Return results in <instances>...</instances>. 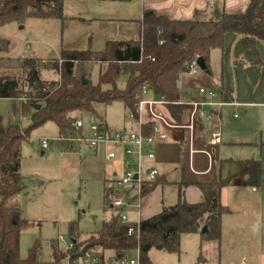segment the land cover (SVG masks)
I'll use <instances>...</instances> for the list:
<instances>
[{
  "label": "trees",
  "instance_id": "16d2710c",
  "mask_svg": "<svg viewBox=\"0 0 264 264\" xmlns=\"http://www.w3.org/2000/svg\"><path fill=\"white\" fill-rule=\"evenodd\" d=\"M207 13L208 10H197L190 20H173L145 10L140 40L109 41L103 51L63 49L54 64L58 79H43L42 63L37 58L23 59L21 88L14 76L0 77V98L17 99L25 95L31 106H40L33 108L32 124L25 129L19 125L3 126L0 118V264H63L66 258L58 239L50 241L53 260H40L37 243L28 257L20 255L21 233L30 226L20 207L25 189L22 146L32 129L54 122L60 137L74 135L73 123L80 114L101 119L98 105L106 108L115 101L122 102L129 114L134 115L145 87L170 102L181 97L187 99L188 95L179 87L182 71L195 58L202 57L207 66L204 71L209 72L211 52L224 48L228 34L244 37L245 48L255 54V63L264 71L257 48V40L264 41V0H250L243 13H228L222 7L210 15ZM31 18L64 21V0H0V28L11 23L24 25ZM5 51L6 44L0 37V61ZM60 60H63L61 67ZM92 62L100 63L95 81L85 68ZM123 77L126 83L121 87ZM188 108L171 103L168 112L172 120L182 122ZM162 181L148 183L144 194L167 183ZM194 184L202 192V201L189 203L180 189L176 206L164 208L143 221L140 257L144 264L150 263L152 250L179 253L183 234L201 233L207 240L221 238L222 217L230 211L221 201L225 186L221 162L213 164L209 181ZM69 236L75 245L73 257L93 249L122 259L137 247L136 238L126 236L117 215L105 221L102 229L90 234L84 243L77 245L82 237L77 222L70 223Z\"/></svg>",
  "mask_w": 264,
  "mask_h": 264
},
{
  "label": "rangeland",
  "instance_id": "374dc122",
  "mask_svg": "<svg viewBox=\"0 0 264 264\" xmlns=\"http://www.w3.org/2000/svg\"><path fill=\"white\" fill-rule=\"evenodd\" d=\"M136 2V0H64V15L69 18L67 22L31 18L24 25L11 23L1 27L0 36L11 43V47L5 51L4 59L0 61V77L14 76L21 88L24 58L45 59L47 62L42 66L51 68L60 57L63 46L80 43L78 41L80 33L77 34L75 28L77 23L70 18L99 17L110 9L123 10L130 3ZM219 8L221 9L219 5L212 6L207 14L210 15ZM98 64L92 62L85 65L93 81L98 78ZM43 72L49 81L54 76L60 78L58 72L46 74ZM125 83L126 77H123L119 84L123 87ZM97 109L101 119L89 114L83 116L80 114L78 117L84 123L82 142L60 139L58 126L54 122H47L32 129L29 139L23 143L21 174L25 189L20 196V207L22 217L30 226L21 233L22 258L28 257L30 249L37 243L41 249L40 260H50L52 257L50 241L56 240L59 234H63L67 240H72L69 236L71 222H77L82 233L78 245L84 243L90 234L100 231L103 223L119 212L110 206L105 193V181L115 177V173L117 176L122 175V162L120 159L108 162L102 147L95 151L85 140L91 137L90 127L93 124L104 123L115 130L131 129L130 114L120 101H115L106 108L98 105ZM33 112L34 109L28 101L0 98V118L3 126L19 125L24 129L28 128L32 124ZM223 114L221 128L224 142L217 147V151L223 161L222 177L225 183L223 191L229 196L235 192L233 184L240 181L245 173L250 172L253 181L263 180L264 110L249 108V113L246 114L241 109L237 120L231 118L228 109H225ZM42 139L49 140L48 148L42 147ZM184 171L183 167H178L170 175V180L180 181L184 177ZM179 184L173 185L169 181L151 193L147 201L150 202V212H160L162 202L166 206L176 204L180 189L188 201L197 200L199 191L186 187L191 182ZM60 249L63 252V244H60ZM99 251L109 255L106 251ZM136 256V250L129 252L130 258Z\"/></svg>",
  "mask_w": 264,
  "mask_h": 264
},
{
  "label": "crops",
  "instance_id": "0c3cea01",
  "mask_svg": "<svg viewBox=\"0 0 264 264\" xmlns=\"http://www.w3.org/2000/svg\"><path fill=\"white\" fill-rule=\"evenodd\" d=\"M136 1L135 4L130 3L123 10L110 9L99 17L70 18L77 23L75 28L77 34L80 33L78 38L80 43L66 44L65 47H62V50H86L91 48L94 51H103L109 41H138L142 38V20L145 10H153L157 15L167 16L173 20H190L197 10H208L216 5H219L228 13H243L250 0ZM67 19L69 18L66 17V22ZM65 31L67 30L65 29ZM2 39L6 43V51L9 50L11 43L9 44L4 38ZM257 48L260 59L264 64V41L257 40ZM39 60L42 64L47 62L45 59ZM255 61V54L245 48L244 37L228 34L224 48L214 49L211 52L210 71L202 70L196 76L182 75L180 89L183 92L195 94L199 87L213 88L222 92L226 100L236 102V105H227L223 108L221 124L225 109L229 110L230 116L234 120L239 119L241 109L246 114L249 113V108L264 110V71L260 69ZM98 65L100 69V63ZM43 71H45V74L47 72H57L54 66L51 68L42 66L41 75L45 80L48 79ZM55 79L57 78L54 76L51 80ZM130 121L132 124L131 129H133L134 121L131 116ZM218 127L219 123H213L207 124L204 130L201 129V138L204 143L202 146L211 150L213 164L221 162V165H223L217 151V147L224 142L223 133L220 144L215 146L207 144L211 131L216 130ZM131 129L124 128L122 130ZM262 144L264 145V141ZM95 151L98 150L95 149ZM118 159L121 160V156ZM146 166L157 167L160 172L159 180H163L162 182L167 181V183L159 184L154 190L145 194L143 220H148L161 213L164 208L176 206L178 203V199L176 204L170 206H166L162 202L160 212H150V202H147L149 201V195L154 193L160 186L168 184L169 181L173 185L191 182L186 187L197 189L199 196L197 195L196 201H188L187 198L186 200L189 203H197L202 201L203 197L201 190L194 183L211 179V170H208L209 165L206 156L203 154L196 155L195 166L199 173L194 174L188 168L182 144L174 135L168 142L158 147L155 160H146ZM180 166L185 170L184 177L180 181H171L170 175ZM261 184L262 182L253 181L251 173L248 172L242 175L240 181L233 184L235 187L234 194L226 196L223 191L224 188L222 189L221 201L230 211L222 217V234L219 240L204 239L201 233L183 234L179 253L152 250L149 254L150 263L148 264H264V194H261L264 191L261 189Z\"/></svg>",
  "mask_w": 264,
  "mask_h": 264
},
{
  "label": "built area",
  "instance_id": "2783aa9c",
  "mask_svg": "<svg viewBox=\"0 0 264 264\" xmlns=\"http://www.w3.org/2000/svg\"><path fill=\"white\" fill-rule=\"evenodd\" d=\"M62 64L63 60H60V67ZM200 72L202 69L197 57L186 66L181 76H196ZM186 94L187 99L181 97L176 102H170L145 87L143 98L138 102L135 114L130 115L134 121L133 129L115 130L104 123L93 124L90 127L91 137L85 140L87 144L97 150L102 147L108 162H114L121 156L122 175H116L108 180L105 193L111 208L119 210L116 215L126 236L136 238L137 256L116 259L114 256L104 255L101 251L89 249L82 255L73 257L74 242L67 240L63 234H59L57 239L64 245L63 252L66 255L63 264H144L140 257L144 190L148 183L157 181L160 176L157 167L146 166V160H155L158 147L168 142L174 135L183 146L190 171L194 174L199 173L195 166V157L198 154L206 156L208 170H211L213 155L208 147L202 146L204 143L201 138V129L207 124L219 123V127L211 131L207 144L212 146L220 144L222 142L221 112L225 106L237 104L226 100L219 90L204 86L199 87L195 94L190 92ZM17 99L28 100L25 95ZM171 103L189 107L182 122L171 119L168 112V106ZM73 126L76 135L60 137V139L69 142L84 141L81 136L84 128L83 120H75ZM179 132L182 134L180 135ZM41 143L43 148H48L50 145L47 139H42ZM261 189L264 191V176ZM50 260H53V257Z\"/></svg>",
  "mask_w": 264,
  "mask_h": 264
},
{
  "label": "water",
  "instance_id": "95a60500",
  "mask_svg": "<svg viewBox=\"0 0 264 264\" xmlns=\"http://www.w3.org/2000/svg\"><path fill=\"white\" fill-rule=\"evenodd\" d=\"M5 44H6V43H5ZM198 64H199V66L201 67V69H202L203 71L206 70L207 66H206L205 60H204L202 57L198 58ZM83 82H84V83H87V79L84 78V79H83ZM11 88H12V87H11ZM32 108L39 109L40 106H39V105H37V106H36V105H33ZM179 134L181 135L182 132H179ZM206 231H207V227H204V228L202 229V232L205 233Z\"/></svg>",
  "mask_w": 264,
  "mask_h": 264
}]
</instances>
